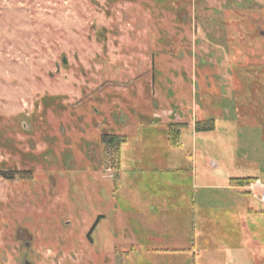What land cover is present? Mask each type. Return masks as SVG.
<instances>
[{"label": "rangeland", "instance_id": "1", "mask_svg": "<svg viewBox=\"0 0 264 264\" xmlns=\"http://www.w3.org/2000/svg\"><path fill=\"white\" fill-rule=\"evenodd\" d=\"M263 68L264 0H0V264H264Z\"/></svg>", "mask_w": 264, "mask_h": 264}, {"label": "trees", "instance_id": "2", "mask_svg": "<svg viewBox=\"0 0 264 264\" xmlns=\"http://www.w3.org/2000/svg\"><path fill=\"white\" fill-rule=\"evenodd\" d=\"M264 69V68H263ZM255 72V70H254ZM252 75V72L249 73V75H245V77L247 76L249 78H247V81H250L251 78L253 76ZM254 75V73H253ZM248 83V82H247ZM255 85L256 82L254 81L253 83L251 82V84H249V86L251 85ZM193 129H194V132L195 133H205V132H211L214 130V120L210 119V120H203V121H197L194 123V126H193ZM179 132L180 130H174V127L169 125V128H168V137H169V141H170V144H172L173 146H176L177 143H178V140H179ZM109 142L111 143L112 142V139H109ZM124 141H122L123 143ZM23 175H25L24 178L26 179H30L31 178V173H22ZM257 179L255 178H249V177H238V178H231L229 180V186L232 187V188H235V189H238V188H244L246 185L256 181ZM249 194V192H247V195Z\"/></svg>", "mask_w": 264, "mask_h": 264}, {"label": "flooded vegetation", "instance_id": "3", "mask_svg": "<svg viewBox=\"0 0 264 264\" xmlns=\"http://www.w3.org/2000/svg\"><path fill=\"white\" fill-rule=\"evenodd\" d=\"M109 139H112L111 143L109 142ZM122 141H124V140L119 138L116 135H113V136L103 135V136H100L99 143H98L99 144L98 146L103 147V156L105 155V157L108 156L111 147H113V146L115 147L116 152L118 154V165L119 166H120V162H119L120 148H121V145L126 142V140L123 143H122ZM23 173H28V172H23ZM89 235H90V232H89ZM89 235H87L88 239H90ZM24 262H26V261H24Z\"/></svg>", "mask_w": 264, "mask_h": 264}, {"label": "built area", "instance_id": "4", "mask_svg": "<svg viewBox=\"0 0 264 264\" xmlns=\"http://www.w3.org/2000/svg\"><path fill=\"white\" fill-rule=\"evenodd\" d=\"M262 189V185L259 180H256L245 186V189L252 195L254 198H258L259 195L255 193L256 190ZM261 202H264V194L260 195L258 198Z\"/></svg>", "mask_w": 264, "mask_h": 264}, {"label": "water", "instance_id": "5", "mask_svg": "<svg viewBox=\"0 0 264 264\" xmlns=\"http://www.w3.org/2000/svg\"><path fill=\"white\" fill-rule=\"evenodd\" d=\"M63 63H65V61H63Z\"/></svg>", "mask_w": 264, "mask_h": 264}]
</instances>
